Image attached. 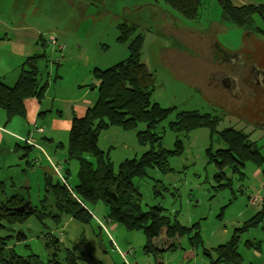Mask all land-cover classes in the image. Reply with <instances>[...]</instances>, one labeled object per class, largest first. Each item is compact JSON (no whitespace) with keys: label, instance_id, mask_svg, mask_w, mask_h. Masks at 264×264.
I'll return each instance as SVG.
<instances>
[{"label":"rangeland","instance_id":"374dc122","mask_svg":"<svg viewBox=\"0 0 264 264\" xmlns=\"http://www.w3.org/2000/svg\"><path fill=\"white\" fill-rule=\"evenodd\" d=\"M120 1L122 3L119 7L112 1L111 4L107 2L102 7L91 8L93 11L90 9L85 13L81 10L88 8H80L79 4L72 5V1L0 0V28L6 25L11 27L8 33L13 39L6 44L5 56L9 60L15 59L21 50V46L16 45L17 40H27L28 34L36 31L37 41L41 36L47 41L45 50L40 44V52L36 55L46 51L51 58V63L44 68L45 71L49 68L50 73L53 72L51 87L55 89L51 90L50 94H59L65 90V96L69 97L68 88L72 87L79 77L88 80L85 88L98 99V88H93L96 83L94 68L105 70L129 55L125 45L117 42L113 18L105 17L108 12L102 9L106 6L112 10H120L122 4L128 0ZM130 1L136 6L143 5V15L153 16L155 26L152 25V29L158 33L156 37L155 34H145L141 59L153 74L155 81L152 103L170 110L157 132L163 138L164 148L173 153L169 158L170 171L151 169L148 177L135 178L134 183L142 194L144 210L161 207L172 219L177 218L186 227L198 223L201 229V243L195 247L188 237H184L177 241V244L182 246L181 250L157 258L143 250L147 243L143 232L128 231L119 224L108 222L109 210L100 202L96 205L88 204L94 215L91 225L70 219L64 223L67 234L64 242L60 244L62 252L58 253V257L63 260L64 249L68 248L79 257V264H158V260L162 264H209L217 260L215 250L228 242L234 229L241 227L262 208L260 203L254 204L251 199L257 196L264 198V167L247 163L242 180L238 175L232 176L227 170L233 181L230 186L221 188L216 178L218 169L215 163L211 162L209 151L216 153L218 150L227 149L219 132L232 127L251 133V138L257 141L264 156V101L245 86V72L250 69L251 73L253 65L256 64L264 66V21L255 15V26L259 30L252 33L255 26L252 29L236 27L241 31L240 35L236 30L235 34L229 30L232 25L223 17L217 0H204L200 18L191 22L172 12L162 0H159V4H151L153 0ZM253 1L254 4H264V0ZM236 3H239L238 0ZM173 16L179 21L175 22ZM144 18L149 24L152 21L147 16ZM12 25L25 27L26 30L13 31ZM59 32L67 40H62ZM57 37L61 44H65L64 51H55L53 41ZM50 39L52 41L49 44ZM61 44L60 46L64 47ZM224 46L235 49L245 62V65L238 67L242 69L240 73L236 71L234 75L231 67H223L222 64L227 63L220 52ZM52 60H58L59 63H53ZM221 71L231 72L233 77L238 78L237 87L242 88L244 98L233 97L218 79H212ZM61 77L64 83H60ZM57 78L59 80H56ZM196 110L220 118L215 134L208 128L180 133L171 129L170 123L176 121L179 112ZM5 124L8 125L7 128L4 127ZM1 125L8 131L3 129L0 134V179L4 182L0 203L4 198L19 194L35 207L51 209L52 197L48 190L51 185L64 181L70 132H60L59 144L62 147H59L58 152L43 136L34 138L44 147H41L42 150L33 146L35 142L30 140L33 144L30 150L21 146L14 151L9 141L13 145H22L26 139L21 141L11 135L13 131L23 134L28 132V123L23 117L8 121L6 115ZM145 129L146 124L142 123L130 132L121 127H111L101 133L99 147L110 155L116 173L121 163L139 159L149 150L148 146H141L137 138V133ZM46 151L57 165L55 167L53 164L54 174L47 175L43 169ZM20 152L29 153L28 161L27 157L16 160V153L21 156ZM36 159L39 160L38 163H35ZM58 166L62 171L57 169ZM69 169L68 182L74 188L79 184L77 163L71 162ZM157 183L160 185L156 187ZM19 232L30 239L25 242L27 244L22 245L13 238ZM36 233L35 225L29 222L1 231V236H10L11 247L16 248L19 254L26 256L34 253L47 262L53 256V250L47 247L49 237H42L40 234L34 237ZM248 237L253 243L262 242L260 258L256 257L254 246H247L245 237L242 239L240 252L246 256L247 262L262 264L264 222L263 225L252 229ZM208 252L211 253L209 257L206 256L209 255Z\"/></svg>","mask_w":264,"mask_h":264},{"label":"trees","instance_id":"16d2710c","mask_svg":"<svg viewBox=\"0 0 264 264\" xmlns=\"http://www.w3.org/2000/svg\"><path fill=\"white\" fill-rule=\"evenodd\" d=\"M65 1L68 3L72 1L70 3L72 5L79 4L80 8L88 7L81 10L85 13H88L92 6L100 8L103 4L107 2L111 4L113 1L116 7H119L122 3L120 0ZM128 1L122 4L120 10L109 8L104 16L108 19L109 16L113 18V24L117 30V42L125 45L129 55L123 61L105 70L94 68L96 83L93 88H98V100L82 118H75L72 122L64 181L51 185L48 190L52 197L51 209L43 206L35 207L31 203L32 209L26 208L19 211V208L27 201L19 194L4 198L5 200L0 203V264H79V257L68 248L64 249L63 260L58 257V253L62 252L60 244L64 242L67 234L64 223L70 219L91 225L94 222V215L88 204L96 205L100 202L104 203L109 210L107 217L109 221L123 226L128 231L143 232L147 238L143 250L157 258L163 257L166 253L181 250L182 246L180 243L177 244V241L184 237H188L195 247L201 243V229L198 223L186 227L177 218L172 219L161 207L144 210L142 194L134 183L135 178L148 177L151 169H158L161 172L170 171L169 158L173 153L164 148L163 138L157 132L170 114V110L152 103L155 81L153 74L141 59L145 34H155V37L158 34L155 29H152L155 26L153 16L143 15L142 8L132 7L135 4ZM162 1L172 12L190 22L199 19L204 6V0ZM217 2L222 9L223 17L233 26L252 28L256 25L255 15L260 16L264 21L263 5L236 6L232 0H217ZM159 3V0H153L151 4ZM144 16L152 20L150 24ZM173 18L174 21L178 20L175 16ZM254 30L258 31L259 28L255 26ZM39 41L45 50L47 41L43 37H40ZM53 46L55 51L66 49L65 45L60 46L56 40ZM52 62L59 63L58 60H52ZM49 63L51 58L46 51L30 56L21 67L19 78L14 86H8L0 81V109L6 112L8 121L15 117L26 118L25 103L29 99H36L42 103L48 87L53 82L49 68L48 71L44 70ZM219 121L218 116L202 114L197 110L181 111L177 114L176 121L170 123V127L176 133L208 128L215 134ZM142 123L146 124V129L137 133L138 142L141 146H148L149 150L139 159L121 163L116 173L110 155L99 147L101 133L111 127H121L130 132ZM219 133L227 149L218 150L216 153L209 151V157L218 169L216 178L221 188L231 185L233 175H238L242 180L247 163L264 167V156L257 141L251 138V133L232 127ZM27 148L26 145L25 149ZM71 162H76L78 165L79 184L74 188L68 182ZM60 170L62 171L61 167ZM227 170L231 172V177L228 176ZM159 185L157 183L156 187ZM161 187L163 188L162 184ZM3 193L4 183L0 180V194ZM259 205L262 206L261 210L241 227L234 229L228 242L215 250L217 260L209 264H253L247 262L246 256L240 252V245L243 237L252 229L263 225V199ZM30 220H36L39 224L41 227L39 234L42 237H49L47 247L53 250V256L47 262L34 253L26 256L19 254L16 248L9 246L10 236L6 238L1 236V231L17 225H25ZM161 235L165 236L159 238ZM13 238L22 245L27 244L25 242L28 241L27 236L21 232ZM247 244L252 245V241H248ZM208 253L209 255L206 256H211V253ZM157 263L162 264L160 260Z\"/></svg>","mask_w":264,"mask_h":264},{"label":"crops","instance_id":"0c3cea01","mask_svg":"<svg viewBox=\"0 0 264 264\" xmlns=\"http://www.w3.org/2000/svg\"><path fill=\"white\" fill-rule=\"evenodd\" d=\"M233 3L236 6H244V5H249V4H254L255 1L253 0H238V4L236 3V0H232ZM258 5V4H255ZM264 5V4H263ZM92 11V10H91ZM11 27L9 26H4L3 28H0V81L4 82L8 86H14L15 83L17 82L20 74L21 67L23 66L24 62L26 59L30 56L36 55L39 53V47H40V38L37 41L36 39L37 34L36 31L29 33L28 34V39L26 40L25 38L17 40L18 46H21V50L19 51V54L15 59L9 60L6 56L5 53L7 52V47L6 44L10 43L13 41L11 39L8 30H10ZM12 30L13 31H18V30H26L25 27H17L15 25H12ZM34 31V29H33ZM238 33H241V31H238ZM59 36L62 40H67L60 32ZM43 37V36H41ZM56 41L59 42V37L55 38ZM52 40V39H50ZM49 40V41H50ZM37 41V42H36ZM36 42V43H35ZM65 45V44H63ZM54 47V46H53ZM53 75V72H51ZM61 82L64 83L63 77H61ZM88 85V80L83 78L80 79L79 77L73 82V86L68 88V95L69 97L65 96V90L61 91L59 94L51 95L50 92L51 90H54L55 88H52L51 86L48 87V90L46 91L45 97L42 101V103H39L36 99H29L26 101V121L28 123L27 128L28 132L23 133H18L16 131H13L12 137L14 138H19V140L23 141L24 138L26 139L25 144L22 145H13L10 141L9 144L12 145L13 150L16 151L17 148L23 146L25 149V146H28V149L30 150L32 145L30 143V140L34 141L35 144L33 146H36V148L41 147L44 148L40 143L36 142L34 138L36 136H43L45 140H47L52 146H54L58 152L59 147H62L59 142H61V134L60 132L62 130H66L67 132H70L71 130V125L72 122L75 118H82L88 109L92 108L96 102L97 98L94 96L92 93L89 92L85 86ZM95 85V84H94ZM6 114H4V111L0 109V134L4 127L7 128L8 125L2 127V123H4ZM8 131V129H5ZM27 137H26V135ZM33 138V139H32ZM64 148V147H63ZM42 150V149H41ZM21 153V152H20ZM19 153H16V160H19L27 157L29 158V153H21V156H18ZM45 159L46 161L43 162L45 166H43V169L45 173L48 174H54V162L52 157L49 155V152L46 151ZM67 157V154H66ZM51 159V160H50ZM39 160L36 159L35 163H38ZM42 162V160H41ZM47 162L49 164L47 165ZM30 164V162H28ZM54 164V165H53ZM59 165V164H58ZM57 165H55L56 167ZM60 168V166H58ZM1 180V179H0ZM2 181V180H1ZM3 182V181H2ZM4 183V182H3ZM264 187V185H263ZM25 198V197H24ZM262 198V197H261ZM264 200V198H262ZM108 220V219H107ZM29 222H32V224L35 225L37 229V233L34 235V237L37 235L38 232H41V227L39 224L36 222V220H30ZM96 222L99 224L100 222L96 220ZM108 222H111L108 220ZM101 224V223H100ZM100 230H102L101 226L98 225ZM20 233V232H19ZM67 233V231H66ZM27 236V235H26ZM245 237L246 244L248 241H252L249 237L248 234ZM243 237V238H244ZM29 239V238H28ZM30 240V239H29ZM9 243V246L11 247V243ZM247 246H254V251L256 253V257L260 258L261 254V247H262V242H254L252 241V245ZM253 263V262H252ZM255 264V263H253ZM264 264V262L262 263Z\"/></svg>","mask_w":264,"mask_h":264},{"label":"water","instance_id":"95a60500","mask_svg":"<svg viewBox=\"0 0 264 264\" xmlns=\"http://www.w3.org/2000/svg\"><path fill=\"white\" fill-rule=\"evenodd\" d=\"M247 77L245 76V83L248 87V90L254 92L255 96L261 97L264 101V70L258 69L256 65H253L250 73V69L245 72ZM216 77H220L218 80L222 81V86L230 92L233 97H239L238 99L244 98V92L242 88L238 85V78L236 77H225V73H218ZM252 78V80H251ZM237 89L239 90V95H237ZM254 124V123H252ZM258 125V124H256ZM29 208L32 209L31 202L26 201L22 207L19 208V211H23L24 209Z\"/></svg>","mask_w":264,"mask_h":264},{"label":"flooded vegetation","instance_id":"af4514ba","mask_svg":"<svg viewBox=\"0 0 264 264\" xmlns=\"http://www.w3.org/2000/svg\"><path fill=\"white\" fill-rule=\"evenodd\" d=\"M128 2H131L130 0L128 1ZM132 3V2H131ZM148 4V3H147ZM135 6V8H142L143 7V5H140V6H136V5H134ZM88 8V7H87ZM90 8H95V6H92V7H90ZM102 9H106V11H108L109 10V8H102ZM200 18V17H199ZM178 20L177 19H175V22H177ZM194 21H196V20H194ZM228 24H230V23H228ZM231 25V24H230ZM238 29H242V28H244V27H238V26H230L229 27V30H231V31H233L234 32V34H235V32L238 30ZM246 29H252V28H250V27H246ZM236 30V31H235ZM239 31V30H238ZM255 31H257V30H255ZM252 33H254V29L252 30ZM240 35H241V33H240ZM252 35V34H251ZM220 52H221V55L224 57V59H225V62H227L226 63V65L225 64H222V61H221V64L223 65V67L224 68H226V67H231L230 69H231V72H233V74L235 75V73L234 72H236V71H239V73L242 71V69H240V68H238V67H240L242 64H244L245 65V62L241 59V56H240V54L237 52V51H235V49H233V50H231L229 47H227V46H224L223 47V49H222V51L220 50ZM215 59L216 60H218L217 59V57H215ZM254 64V63H253ZM256 66L258 67V69H262V70H264V66H260V65H258V64H256ZM222 72V71H221ZM225 72V71H224ZM231 72H229V73H226L225 72V77L226 76H228V77H231L232 75H231ZM233 77V76H232ZM247 77V76H246ZM220 77H213L212 79L214 80H217V79H219ZM251 80H252V78H251ZM220 81V80H219ZM207 84L209 85L210 83L209 82H207ZM221 84H222V81H221ZM246 86V85H245ZM252 92V91H251Z\"/></svg>","mask_w":264,"mask_h":264},{"label":"built area","instance_id":"2783aa9c","mask_svg":"<svg viewBox=\"0 0 264 264\" xmlns=\"http://www.w3.org/2000/svg\"><path fill=\"white\" fill-rule=\"evenodd\" d=\"M55 43V41H53ZM58 170H60V168H57ZM262 200V198L260 196H257L253 199V203L256 204V203H260V201Z\"/></svg>","mask_w":264,"mask_h":264}]
</instances>
